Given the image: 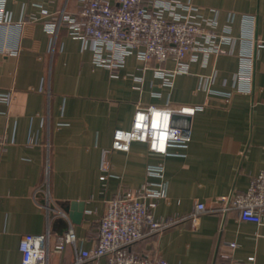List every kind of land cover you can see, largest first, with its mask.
<instances>
[{
  "label": "crops",
  "instance_id": "obj_1",
  "mask_svg": "<svg viewBox=\"0 0 264 264\" xmlns=\"http://www.w3.org/2000/svg\"><path fill=\"white\" fill-rule=\"evenodd\" d=\"M179 1L192 2L209 17L218 11L220 27L235 14L236 42L230 52L211 54L205 64L192 62L189 73L168 85L156 68H173L174 60L145 62L133 54L114 75L96 65L90 44L67 28L50 33L48 14L76 13L79 0H6L11 21L24 22L9 30L18 53L0 52V93L9 94L6 100L0 97V264H21L23 235L48 230L49 264H72L78 249L95 245L107 202L146 182L148 166L161 161L167 196L154 212L158 218L183 219L140 239L135 250L160 253L173 264H216L221 250L231 251L227 242L236 241V257L255 255L257 264H264V221L241 220L237 209L224 211L221 200L247 190L264 169V0ZM244 16L254 19L249 42L241 41L250 33ZM4 36L2 30L0 41ZM248 48L255 52L250 93L239 89L244 84L237 79L242 51ZM168 101L204 106L180 122L190 131L187 147L171 146L161 155L134 141L128 151L113 150L115 130L131 128L139 103ZM103 173L108 175L104 180ZM73 201L85 204L80 222H73L62 206ZM197 202L212 211L193 219ZM70 227L76 245L54 249ZM85 264H107V259Z\"/></svg>",
  "mask_w": 264,
  "mask_h": 264
},
{
  "label": "built area",
  "instance_id": "obj_2",
  "mask_svg": "<svg viewBox=\"0 0 264 264\" xmlns=\"http://www.w3.org/2000/svg\"><path fill=\"white\" fill-rule=\"evenodd\" d=\"M6 0H0V32L5 36L0 41V52L15 55L18 47L10 44L9 30L14 25L6 10ZM76 13L61 10L48 14L46 28L56 33L65 27L76 38L90 44L94 63L109 68L114 75L124 67L127 57L136 55L148 62L174 60L173 68L157 67L156 74L171 85L180 73H189L191 63L208 61L211 54H226L236 42L230 13L228 24L220 27L218 11L206 16L192 2L179 0H79ZM250 26L248 34L241 38L249 42L253 35L254 19L244 16ZM252 40V39H249ZM229 46H232L229 48ZM255 52L248 48L242 51L237 79L244 84L239 89L250 93L254 74ZM207 81V80H206ZM206 81L203 87H206ZM5 100L9 94L0 93ZM204 108L201 104H185L168 101L166 104L136 107L131 128H117L113 135V150L128 151L134 141L146 142L149 150L169 154L171 146L187 147L191 136L188 126L183 125L184 116H190ZM109 151L104 152L102 169L109 168ZM146 182L135 189L121 190L107 202L100 219L97 241L92 248L77 250L72 264H85L102 257L107 264H173L160 253H144L135 250L140 239L151 234H160L183 218H158L154 212L159 201L167 196L165 165L158 162L147 168ZM107 173L101 179L107 178ZM154 178V179H152ZM223 210L237 209L241 220L264 221V169L255 175L245 191L232 192L221 198ZM207 210L204 202H197L191 214L193 219ZM77 236L72 227L57 238L54 249L62 251L67 244L76 245ZM239 246L236 241L227 242L231 251L221 250L216 264H257L255 255L238 258L232 252ZM21 264H49L51 253L50 231L24 234L20 241Z\"/></svg>",
  "mask_w": 264,
  "mask_h": 264
},
{
  "label": "water",
  "instance_id": "obj_3",
  "mask_svg": "<svg viewBox=\"0 0 264 264\" xmlns=\"http://www.w3.org/2000/svg\"><path fill=\"white\" fill-rule=\"evenodd\" d=\"M189 120V118H187ZM63 208L69 212V216L71 218V220L73 222H80L83 218V214H84V209H85V204L84 202H76L73 201L71 203H69V205H62ZM71 210H74L73 212H71ZM216 255H217V251H216Z\"/></svg>",
  "mask_w": 264,
  "mask_h": 264
}]
</instances>
